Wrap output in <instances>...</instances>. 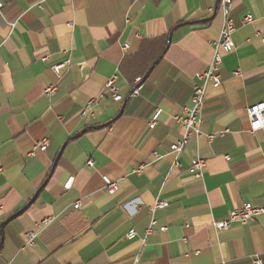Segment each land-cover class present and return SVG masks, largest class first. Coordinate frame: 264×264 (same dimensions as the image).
Wrapping results in <instances>:
<instances>
[{
	"label": "crops",
	"instance_id": "obj_1",
	"mask_svg": "<svg viewBox=\"0 0 264 264\" xmlns=\"http://www.w3.org/2000/svg\"><path fill=\"white\" fill-rule=\"evenodd\" d=\"M1 1L0 264H264V214L215 226L246 204L264 208V129L252 133L248 117L264 103L263 0H234L236 48L174 168L175 117L226 24L219 0ZM114 75L123 96L142 77L141 96L113 102ZM91 101L96 116L81 117ZM45 138L47 151L32 154ZM104 177L118 181L115 194ZM158 200L169 206L152 215Z\"/></svg>",
	"mask_w": 264,
	"mask_h": 264
},
{
	"label": "built area",
	"instance_id": "obj_2",
	"mask_svg": "<svg viewBox=\"0 0 264 264\" xmlns=\"http://www.w3.org/2000/svg\"><path fill=\"white\" fill-rule=\"evenodd\" d=\"M220 7L222 10L223 15L226 17V24L221 32L220 39L213 43L214 46V56L209 65V68L206 72L199 76L200 81L202 84H196L193 87L192 95H191V105L185 106L181 109V112L175 117L177 123H179L183 129V133L181 139H179L176 143H173L170 146V153L176 156L175 163L173 164L174 167H180V164L177 158L182 155L184 149L190 143L191 138L196 135L200 136L201 131L200 127L203 123L202 120V112L206 102V86L211 84L214 88H218L221 85V76H220V69L221 65L223 64V55L231 53L235 50V42L233 39V35L236 31L234 22L229 19V14L232 11L234 0H219ZM264 2V0H263ZM4 3L0 0V11L3 9ZM40 7H42L40 5ZM254 21L253 16H248L244 19V23H252ZM264 44V39H263ZM128 49L125 46V50ZM65 64H68L65 63ZM65 64L58 65L53 67V71L59 74V71ZM119 76L114 75L111 77L107 84L106 89L110 94V98L113 102L122 103L128 100H131L136 97L141 96V92L144 88V79L139 77L135 79L133 86L128 95L123 96L121 94V89L118 86ZM58 91V87L56 85L49 86L45 89V95L47 97L54 96ZM94 101H91L85 110L83 111L81 117L90 116L94 118L96 116L94 112ZM161 114V110L158 109L157 113L151 119L149 125L151 128H154L157 125L159 115ZM248 117L251 125L252 133H256L264 129V103L256 104L248 109ZM213 139V136L210 137V140ZM49 146V140L43 139L36 144L32 154L37 151L46 152ZM158 158L161 156L157 155ZM90 167L94 166V161L90 160L88 162ZM191 172L195 173L197 177H202L204 171L206 169V161L200 158L194 159L191 164ZM139 172V171H137ZM104 183L107 187V190L110 194H115L119 190V183L118 181H113L109 177L103 178ZM169 206L167 202L164 201H156L155 204L150 207V212L153 215L157 210L165 209ZM80 205L77 203L75 208H79ZM264 214V208L254 207L252 204H246L241 208L232 210L229 213L228 218L223 221L216 223L215 226L219 230H228L230 226L237 222L243 225L248 224L249 222L255 220L259 215ZM51 220H46L41 223L40 227L47 225L50 223ZM157 225L155 219H152L151 225L147 230V235L153 232V228ZM161 232L167 231V228H160ZM36 232H29L26 234L27 238V245L33 246L35 245L36 239ZM137 236L135 230L130 231L127 235V239H134ZM139 259L136 260V263ZM252 264H263L262 259L257 258L253 261Z\"/></svg>",
	"mask_w": 264,
	"mask_h": 264
}]
</instances>
